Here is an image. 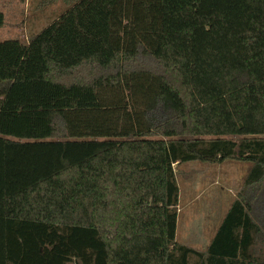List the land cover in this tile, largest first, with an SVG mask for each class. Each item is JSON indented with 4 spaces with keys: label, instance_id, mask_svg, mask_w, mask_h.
<instances>
[{
    "label": "trees",
    "instance_id": "trees-1",
    "mask_svg": "<svg viewBox=\"0 0 264 264\" xmlns=\"http://www.w3.org/2000/svg\"><path fill=\"white\" fill-rule=\"evenodd\" d=\"M63 2L0 41V264H264V0ZM226 160L243 187L179 242L176 166Z\"/></svg>",
    "mask_w": 264,
    "mask_h": 264
},
{
    "label": "rangeland",
    "instance_id": "rangeland-1",
    "mask_svg": "<svg viewBox=\"0 0 264 264\" xmlns=\"http://www.w3.org/2000/svg\"><path fill=\"white\" fill-rule=\"evenodd\" d=\"M42 1H9L4 8L6 23L0 28V41L13 35L26 42L30 35L41 30L66 9L63 0H55L39 8ZM250 166L249 162L235 160L223 163L191 161L176 166V178L180 187L177 229L179 242L199 240L196 247L205 245L216 228L213 226V214L218 205L223 207L232 202L243 187ZM257 245V254L264 256V236Z\"/></svg>",
    "mask_w": 264,
    "mask_h": 264
},
{
    "label": "crops",
    "instance_id": "crops-1",
    "mask_svg": "<svg viewBox=\"0 0 264 264\" xmlns=\"http://www.w3.org/2000/svg\"><path fill=\"white\" fill-rule=\"evenodd\" d=\"M9 1L11 2V0H9ZM9 1L8 0H0V10H2L4 12V8L9 4ZM9 38H16V37H13V35H11ZM9 38H7V39H9ZM230 204H231V202L227 206H223V207H222V205H218L217 210L213 214V216L215 217V222H214L213 226L215 225L214 228L215 227L216 228H215V230L213 232V235L210 237V239L208 238L206 240V243H205V245L203 247L199 248V247L195 246V245H198L199 240H196V241L195 240H189V241L186 240V241L181 242V243L189 245V246H192V247L197 248V249H204L211 242L212 238L214 237V235H215L220 223L222 222L224 216L226 215V213H227V211H228V209L230 207ZM177 229H178V224H177ZM176 239H177V233H176Z\"/></svg>",
    "mask_w": 264,
    "mask_h": 264
}]
</instances>
